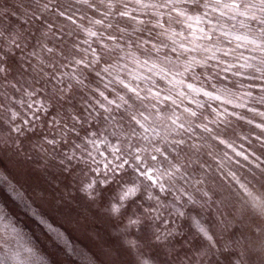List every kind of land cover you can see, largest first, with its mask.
Wrapping results in <instances>:
<instances>
[{"label": "snow or ice", "instance_id": "snow-or-ice-1", "mask_svg": "<svg viewBox=\"0 0 264 264\" xmlns=\"http://www.w3.org/2000/svg\"><path fill=\"white\" fill-rule=\"evenodd\" d=\"M181 5H194L206 10L210 8L212 12L219 11L221 17L225 16L226 11L233 13L228 16L229 20L246 17L251 21H258L261 25L257 30L260 39L257 40L247 34L223 28L218 29L213 25L211 19H205L208 15L207 11L204 16L193 17L181 10L179 7ZM10 8L11 10L0 9V82L9 81L11 83L9 77L12 72H16L20 76L25 75V64L35 71L30 62L31 58L36 57L43 65L44 60L41 59V56L46 54L52 79L57 78L61 66H68L69 57H71L72 62L81 66L80 75L77 76L73 73L71 78L76 79L79 85L86 86L84 79L81 78L84 70L95 71L97 77L101 75V71L111 75L108 67L97 69L93 66L100 65L101 62L108 64L112 53L123 51L121 40H129L135 32H147L146 37L137 36L132 43L136 45L137 49L142 50V54L147 55L148 59L142 61L144 66H149L151 60L148 71L154 72L159 76L160 81L166 82L172 87L167 88L165 90L167 94L163 96L158 87L155 91L149 87L143 91L142 95V90L138 85L133 87L125 83L123 79H118L117 82L127 90L128 94L120 95L117 92V99L113 100L105 96L103 92H99V95L107 101V105L99 100L96 103L106 114L102 117V121L110 122L111 128V131L105 129L108 135L100 143H103L106 149H110L109 155L112 156L114 162L104 165V179L101 182L109 178L122 180L132 178L133 182L139 181L145 188L155 190V202L161 207L164 205L160 194H165L167 197L171 196L173 191L179 192L181 196H187L188 202L195 205L196 200L188 195L184 188H178L177 182H190V176L187 173L190 165L195 162L192 157L205 147L207 143L205 138L216 142L218 146L222 145L231 149L235 156L242 157L244 161L252 163L248 154L244 151H237L234 146L235 140L241 139L237 136V128L241 130L243 125H248L251 126L250 133L243 139L248 140L249 146L254 149L251 153L252 157L255 158V161H260L261 156H264V111L250 106V104L264 105V0H206L203 4H201V0H14ZM163 9L168 10L167 14L162 11ZM89 10H92L94 14L100 13V18L88 20L91 27H85L83 21L87 19ZM149 12L153 19L145 20L136 15V13L148 15ZM257 12L259 15L256 14ZM173 13L176 15L173 16ZM5 16L10 21L7 27L2 26ZM166 16L167 18H165ZM177 17H184V20L180 21ZM21 18H23L22 22ZM188 21H195L197 25L207 23L210 27L207 31L204 27H198L196 31L190 33L191 40L183 32H175L171 29L172 23H187ZM239 23L241 28H246L249 32L252 31L244 21ZM166 24L169 27L166 28ZM97 25L102 30H93ZM130 27L132 32L128 31ZM187 27L192 29L193 24L187 23ZM54 28L56 32H53ZM157 29L160 31L157 32ZM217 31L220 32V36H215ZM57 32L60 36V43L65 45L60 53H57L54 47H49L45 42L49 33L55 36ZM81 33H84L87 38L78 43L75 38L79 37ZM164 36H167L171 44L161 39ZM178 36L183 39L178 41L176 39ZM221 37L227 39L229 44L235 42V47H221L223 42ZM65 38L71 39L70 46L65 43ZM200 41H209L210 44H202ZM93 44L96 47H93ZM83 45H88V47L85 48ZM249 46H253L251 51L258 50L261 53L258 60L255 56L245 57L243 53L236 54L237 49H249ZM28 49L31 50L27 51ZM169 52L176 54L175 60L168 55ZM194 53H211V55H202L197 59V56L193 55ZM218 53L220 55H217ZM153 54H155V60H152ZM58 55H63V65L57 59ZM86 55H90L91 59L86 60L84 58ZM161 55L163 56L161 63L165 66H160L157 63L161 59ZM77 56L80 58L76 59ZM229 56L233 57L231 61L224 59ZM180 57H184L183 63L180 62ZM209 61H215V63L211 64ZM196 67L205 69V71L196 74L194 72ZM187 74H191L190 79L193 81L200 80V76L203 75L207 87L204 86V82H201L199 86L193 82H186ZM230 77L260 81L259 85H248L249 88L258 87L259 94L253 96L252 91L238 94L233 89L237 84L240 88H244V84L239 80H230ZM133 79H137V77H133ZM152 83L156 85L157 82L153 80ZM229 83H231V87ZM218 85L220 86L218 87ZM12 87L15 88V85ZM174 89H176L175 97L172 95ZM62 91L53 89L47 97L50 104L46 106L41 103L33 115L39 119L37 113L42 112L44 115L52 116L53 125L59 123L56 116L52 114V110L63 108L66 102H71L70 97L67 101L63 98ZM25 94L31 97L35 93L26 92ZM201 96L206 97L208 101L217 102L218 106L211 108V112L216 115L214 120L203 119L204 112L211 106L198 99ZM185 100L188 101V105H195V108L185 105ZM17 103L23 105L25 102L19 100ZM221 105H231L233 111H229L227 107L221 109ZM181 106H183L182 112L179 111ZM31 107L32 105L28 104L30 110ZM89 108H92L91 104L83 108L82 111L87 112L88 116L95 120L96 117L92 116L91 111H88ZM235 109L246 110L247 113L252 114L253 118H249ZM67 112L68 114L62 117V119L72 122L71 128H68L67 131L75 132L77 124L81 128L87 124V120L82 118L80 112H76L74 108H69ZM74 112L75 114H72ZM117 113L119 114L118 119ZM17 115L18 113L13 112L12 118L15 119ZM56 115H59V112ZM97 115L100 114L97 113ZM256 116L260 117L259 123L254 119ZM183 117L191 119L186 120ZM229 117H234L236 122H241L236 123L237 128L229 127L233 123L228 119ZM165 119L167 126L156 123L157 120ZM23 122L24 124L29 123L27 119ZM210 125H215V127H210ZM257 129L259 133L255 135L256 145H252L250 137ZM17 131L23 134V129L18 128ZM76 134L79 135L78 132ZM98 135L97 131L91 132L92 137ZM108 136L114 137L118 143L110 141ZM196 140L201 143L197 144ZM48 143L55 145L57 141L53 138ZM87 143L95 146L97 140L89 139ZM257 150L260 155L256 154ZM224 156L227 157V152L224 153ZM74 157L75 152L66 156L60 163L63 165L67 161L68 164H71ZM181 161L184 162L181 163ZM255 167L264 174V168H261L260 163H256ZM95 171L99 173L100 170ZM109 173H111L110 176ZM232 178L237 180L241 189L252 195L248 186L239 183L235 174H232ZM95 185L96 181L93 180L88 188L92 189ZM134 192L135 188L129 189V193ZM147 199L153 200L152 196H148ZM255 199L259 200L257 207L264 212V193ZM178 215L182 217L185 213L179 212ZM156 218L160 219L159 216ZM197 226L204 239L189 240L185 238L181 242V247L184 248L183 256L187 259L188 264H197L195 249L204 246L215 247L216 244L214 236L207 229L200 227L198 223ZM169 236L175 239L171 231L166 233L165 238ZM180 264H185V262L181 260Z\"/></svg>", "mask_w": 264, "mask_h": 264}, {"label": "rangeland", "instance_id": "rangeland-1", "mask_svg": "<svg viewBox=\"0 0 264 264\" xmlns=\"http://www.w3.org/2000/svg\"><path fill=\"white\" fill-rule=\"evenodd\" d=\"M13 2L0 0V9L11 10ZM6 20L9 19L5 16L4 24H8ZM24 69L23 76L16 72L11 75L19 83L31 85V71L25 66ZM253 94L258 95L259 90H254ZM250 106L264 111V105ZM237 112L253 118L246 110L237 109ZM254 119L260 122V117ZM250 128L243 125L241 133L246 134ZM258 133L257 129L250 137L252 145H256ZM14 135L8 132V124L0 111V264H143V261L180 264L181 260L188 264L181 242L185 238L204 239L197 223L216 241L215 247L194 250L197 264H264V217L241 209L238 204L217 208L216 196L210 191L213 184H228L244 195L236 180L226 173L235 172L237 179L244 183L246 176L251 178L253 172L259 174L256 163L264 168V156L255 161L251 155L254 149L248 140L236 139L234 146L237 151L248 154L252 163L215 142L212 158L205 168L190 178L189 183L179 184V188H184L196 201L201 200L198 189L208 191L215 211H205L180 194L171 202L178 214L185 213L179 216L180 226L185 231L177 239H157L153 228L139 224L124 226L100 209L98 198L93 199L82 191L84 171L81 167L73 161L71 164L65 161L63 165L62 159L56 158L60 162L56 161L57 146L49 144L46 138L41 139L48 134L35 130ZM256 154L260 152L257 150ZM248 187L257 196L264 193L260 185L253 188L248 184ZM120 226L126 228L127 233ZM249 244L254 248L250 255L247 254ZM242 252L245 255L242 256ZM200 253H205L202 258Z\"/></svg>", "mask_w": 264, "mask_h": 264}, {"label": "trees", "instance_id": "trees-1", "mask_svg": "<svg viewBox=\"0 0 264 264\" xmlns=\"http://www.w3.org/2000/svg\"><path fill=\"white\" fill-rule=\"evenodd\" d=\"M206 2V0H201V4ZM181 10H184L188 13L190 16H204V13L207 11L208 15L205 17V19H211L213 22V25H215L218 29L223 28L224 30H231L240 34H247L253 38H256L257 40L260 39L258 34V29L261 27V25L258 23V21H251L247 19L246 17H237L235 20H229L228 16L232 15L233 13L227 12L225 16L221 17L219 11L212 12L211 9H204L203 7H196L194 5H181L179 6ZM103 11V9H101ZM165 14H167L168 10L163 9L162 10ZM259 15V13H256ZM136 15L139 16L141 19H153L151 12H149L148 15H142L140 13H136ZM173 16L176 14L173 13ZM100 13H93L92 10H89L87 12V19L83 21V24L85 27H91L89 25L88 20L91 19H99ZM167 18V16L165 17ZM111 19V18H110ZM178 20L183 21L184 17H177ZM23 18H21L22 22ZM240 21H244L245 24L249 25L252 29L251 32L248 31L246 28L240 27ZM8 24L3 23V27H7L10 23L9 20H6ZM187 23H192L193 27L192 29H188ZM187 23H172L171 29H173L175 32H183L185 36L189 38V40L192 39V36L190 35L191 32H194L197 30L198 27H204L207 31L209 29V25L207 23H204L202 25H197L195 21H188ZM233 25H235V28H233ZM151 27V25H149ZM165 27H169V25H165ZM102 30L100 29V26H95L93 30ZM129 32H132V28L130 27L128 29ZM157 32L160 31V29L156 30ZM53 32H56V29H53ZM39 35V34H38ZM147 36V32H135L133 33L132 37L129 40H121V45L123 46V51H117L111 54L110 59L108 60V64H104L101 62L100 65H94V68L102 69L104 67L109 68L108 73H104L101 71V75L97 77L95 75V71L93 70H84L83 76L81 78L84 79L86 86H81L77 83L76 79L71 78L72 74L75 73L77 76L80 75V68L81 66L76 65L74 62H72L71 57H69L68 66H61L60 71L57 73V78L52 79L50 72L51 70L48 68V61L46 59V54L41 56V59L44 60L43 65L40 63V61L36 57L31 58V63L33 65V69H30V73L32 76L31 85L17 83V80L13 78L12 75H10L9 81H3L0 82V111L2 114V117L5 119V121L8 124V132L11 134H15L16 136L19 132L17 131L18 128L23 129V131H35L41 132L42 134H48L44 137L41 136V139L46 138L47 141L55 138L57 143L55 146H57L58 152H54L56 155L54 158L56 159H62L64 160L66 156L72 155L73 152H75V157L73 158V163L75 165H78L81 167V169L84 171V174L82 176V186L83 188L93 180L96 181V185L92 189L93 195H95L98 198V206L100 209L104 211V209L108 208L109 202L115 200V194H116V185L109 184L107 187L102 185L100 182L104 179L103 176V169L104 165L109 162H113L112 156L109 155L110 149H106V146L103 143H100V141L103 140L105 136L108 135V132L105 131V129H108V131H111L110 128V122L104 123L102 121V117L106 114L103 113V109L99 107V105L96 103L97 100H99L102 103H105L107 105V101L104 100L103 96L99 95V92H103L105 96H108L110 99H117L116 93L119 92L120 95H126L127 90L124 89L117 81L118 79H123L125 83L130 84L131 86H139L142 90L141 94L143 95V91L147 90L149 87L153 88L155 91L157 87L161 91V95H166L167 92L165 91L167 88H171L172 85L167 84L166 82L160 81L159 76L156 75L154 72H149L148 67L151 66V60L149 62V66H144L142 64V61L145 59H148L147 55L142 54V50L137 49L136 45L132 43L136 39L137 36ZM215 36H220V32L217 31L215 33ZM84 33H81L79 37H76L78 43H80L83 39H86ZM161 39H164L166 43L171 44V41L167 38V36L161 37ZM176 39L182 40L183 37H176ZM221 40L223 41L220 45L221 47L228 48V47H235V42H232V44H229L227 39H224L221 37ZM45 42L48 43L49 47H54L57 53H60L62 49H64L65 45L60 43V36L57 32L55 36H52L51 33H49L48 37L45 38ZM65 43L70 46L71 45V39L65 38ZM202 44H210L209 41H200ZM83 47L87 48L88 45H83ZM93 47H96L95 44H93ZM251 47L249 46V49L245 48H239L236 50V54L243 53L245 57L248 56H255L257 57V60L261 56V53L257 51H251ZM31 49H28L27 51H30ZM38 51V49H37ZM168 55L175 60L176 54H173L171 52L168 53ZM193 55L197 56V59H199L202 55H211V53H194ZM217 55H220L219 53ZM80 56H77L76 59H79ZM86 60H90L91 56L86 55L84 57ZM163 56L161 55V59L157 61L158 65L165 66L161 63ZM224 58V57H221ZM57 59L60 61L61 65L64 64L63 55H58ZM155 54H153L152 60H155ZM229 61L233 59L232 56H229L227 58ZM180 62H184V57H180ZM209 63L214 64L215 61H209ZM25 68L27 67V64L24 65ZM182 70V69H181ZM205 71V69H201L199 67H196L194 69V72L196 74H201ZM191 74H187L185 77L186 82H193L197 84L198 86L201 84V82H204V86L207 87V82L205 81V78L203 75L200 76V80H191L190 79ZM133 77H137V79H133ZM179 79V77H177ZM155 80L157 83L156 85H153L152 81ZM230 80H239L241 83L244 84V88H240L239 84L236 85V87L233 89V91L237 92L238 94H242L245 91H253L259 90L258 87H252L249 88L248 85L253 83H250L247 80H244L243 77L238 78H231ZM12 85H15V88L12 87ZM68 85H71V87H68ZM105 85H108V87H105ZM220 85H218L219 87ZM229 86L231 87V83H229ZM19 89V91H17ZM53 89H59L62 91L63 98L67 101V99L70 97L71 102L65 103L63 108L53 109L52 114L56 116V120L59 121L56 125H53L52 123V116L51 115H44L42 112L37 113L39 116V119H37L33 113L36 112V110L40 107L41 103H44L46 106L50 104V101L47 99L48 95L53 91ZM115 89V91H113ZM211 90V89H209ZM26 92H34L35 94L31 97L26 95ZM172 95L175 97L176 95V89L173 90ZM253 96H255L253 94ZM7 97V98H5ZM83 97V99H81ZM198 99H201L206 103V105H210L211 107L208 108L207 111L204 112V114L207 115L206 121L214 120L216 118L215 113L211 112V108L217 107V102L214 101H208L206 97H198ZM23 100L25 103L21 105L20 103H17V101ZM179 102V101H178ZM28 104H31V110L28 108ZM89 104L92 105V108H89L88 111L92 112V116L96 117V119H92V117L88 116L87 112H83L82 109L86 108ZM185 105H188V101H184ZM253 105V104H251ZM190 107L195 108V105H188ZM111 107V106H110ZM221 109L223 107H227L229 111H233L231 105H221ZM69 108H74L76 112H80L82 118L87 120V124L84 125L83 128L77 124V128L75 132H69L67 131L68 128H71V121H68L66 119H62V117H65L68 112L67 110ZM95 109V111H93ZM180 112L183 111V106L179 109ZM237 111V109H235ZM13 112L18 113V115L15 117V119L12 118ZM59 112V115H56V113ZM97 113L100 115L98 116ZM72 114H75L72 113ZM117 119L119 118V114L117 113ZM27 119L29 121L28 124H24V120ZM229 120L235 122L234 117H229ZM210 127H215V125H210ZM97 131L99 135L97 137H92L91 132ZM79 133L77 135L76 133ZM89 139H96L97 144L93 146L92 144L87 143ZM108 139L114 143H118V141L115 140L114 137L108 136ZM197 144H200L201 141L196 140ZM68 144V145H66ZM63 145H66L63 147ZM213 145H215V142H213ZM208 149L206 147L201 148V150L198 153H195L192 157L194 163L190 165V168L188 170L187 175L190 176V178H193L198 172H201L203 168H205L206 163L209 162L210 158H212V154H208ZM61 152L62 155L57 154ZM53 157V156H52ZM56 161L58 162L59 160ZM60 162V161H59ZM114 163V162H113ZM202 165V167H201ZM99 169V173H97V170ZM111 173H109V176ZM183 181L177 182V187L179 188V184H181ZM153 194L155 195V190H152ZM98 194V195H97ZM163 202V207L160 205H157L155 201L147 199V193L142 190L141 194L135 198V200L129 202L128 207L122 211L120 214V217L116 220L119 221L120 224H123L126 226V224H132V225H146L153 229L157 237L165 238L166 233L168 231H171L175 238H178V235L183 234L185 229L180 226L181 219L178 215V212L172 205L173 198H177L180 193L173 191V194L171 196L165 197V194H160ZM158 209V211H157ZM110 214V213H109ZM111 215V214H110ZM159 216L160 219H157L156 217ZM131 220H137V223L133 224L130 221ZM122 228L123 232L127 233V229L123 226H120ZM185 234V233H184ZM168 238L173 239V237L169 236Z\"/></svg>", "mask_w": 264, "mask_h": 264}, {"label": "clouds", "instance_id": "clouds-1", "mask_svg": "<svg viewBox=\"0 0 264 264\" xmlns=\"http://www.w3.org/2000/svg\"><path fill=\"white\" fill-rule=\"evenodd\" d=\"M161 62H163V58L161 60ZM186 120L191 119L188 117H183ZM203 119H207V115L204 114L203 115ZM156 123L158 125H164L167 126V120H157ZM230 128H237V125L235 122H233L231 125H229ZM250 133L247 132L246 134H242L241 130L239 128H237V136L243 138L244 136L248 135ZM205 140L207 141L205 147L209 150L208 154H212V151L214 150V145L213 142L210 140H207V138H205ZM221 159H224V156H221ZM184 161H181V163H183ZM190 168V167H189ZM249 171H251V169H249ZM227 175H231L235 174V172H227ZM236 176V174H235ZM239 180V179H238ZM237 182V180H236ZM91 183V182H90ZM88 183L83 189L82 191L85 192L86 195H88L89 197L95 199L96 196L93 195L92 189L88 188V185L90 184ZM102 185H104L105 187H107L109 184H115L116 187V194H115V200L114 201H110L109 202V206L108 208L104 209V211L108 212L111 214V216L113 217V219H118L120 217V214L122 213V211H124V209H126L128 207L129 202L135 200V198L137 196H139L142 192V190H144L147 193V197L148 196H152L153 201H156V197L152 192L151 188H145L144 185H142L139 181H135L133 182L132 178H125V179H119V178H109L108 180L102 181L100 182ZM239 183L240 180H239ZM238 184V183H237ZM246 186H248V184H252L253 188H255L257 185H264V174H262L261 172H259V174L253 172L251 175V178L249 177H245V182L243 183ZM130 188H135V192L134 193H129V189ZM249 191L252 193V195H249L248 193H246L244 191V195H241L240 192L234 190L231 188L230 185L228 184H213L210 188V191H212L214 193V195L216 196V207L217 208H222V207H228L229 205H239L241 209H246L250 212H252L255 215H259L261 217H264V212H262L260 210L259 207H257V205L259 204V200L255 199L256 197H258L252 189H250L248 187ZM201 192V200L200 201H196L199 206L204 209L205 211H215V209L212 208V198L209 196V192L208 191H203V190H197ZM98 195V194H97ZM131 223L135 224L137 223V220H131ZM254 251V248L251 244H249L248 250H247V254H252V252ZM205 253H200L199 255L201 256V258L203 257ZM245 255L244 252H242V256ZM143 264H150L149 261H143Z\"/></svg>", "mask_w": 264, "mask_h": 264}]
</instances>
